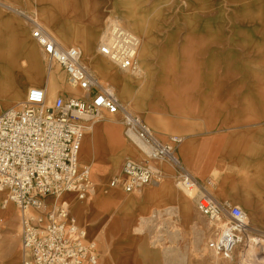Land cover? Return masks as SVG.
Masks as SVG:
<instances>
[{
	"label": "crops",
	"instance_id": "0c3cea01",
	"mask_svg": "<svg viewBox=\"0 0 264 264\" xmlns=\"http://www.w3.org/2000/svg\"><path fill=\"white\" fill-rule=\"evenodd\" d=\"M26 1L13 0L17 8L28 7ZM145 1L150 0H77L83 8H89L94 18H89L85 12V21L74 20L69 26L66 22L58 24L69 32L83 27L99 34L106 20L116 14L136 17L133 2L137 10L144 12ZM152 1L155 12L148 15L161 16L156 10L158 3L164 0ZM35 7L45 13L48 3L42 1ZM168 11L169 16L181 15ZM198 15L203 12L185 9L184 16L188 18ZM160 26L162 29L164 25ZM163 28L166 29V25ZM184 28L192 32L223 31V25H193L190 20ZM224 46L223 40L211 42L206 54L202 52L205 58L189 73L191 83L183 119L165 115L180 111L171 108L170 100L154 97L150 103L151 110L159 113L153 126L162 136L179 133L183 137L176 150L180 166L163 160L159 163L162 180L130 193L121 187L109 188L106 197L117 203L119 217L111 222V218H104L103 214L92 220L94 239L100 244V247L97 245L99 264H188L189 256L206 252L205 243L214 227L200 213L196 199H188L184 187L178 183L181 172L191 174L218 200L253 211L255 221L264 224V124H249L251 120L244 115L250 105L264 106V83L235 84L232 81L258 80L260 76L259 80L264 82V74L234 76L226 73L224 67H219L224 63ZM226 80L229 83L226 84ZM253 87H258V95L250 94ZM120 169L121 164L112 175ZM108 224L111 225L109 238L105 233ZM21 244L19 207L15 203L7 207L1 205L0 264H21Z\"/></svg>",
	"mask_w": 264,
	"mask_h": 264
},
{
	"label": "built area",
	"instance_id": "2783aa9c",
	"mask_svg": "<svg viewBox=\"0 0 264 264\" xmlns=\"http://www.w3.org/2000/svg\"><path fill=\"white\" fill-rule=\"evenodd\" d=\"M32 38L47 63V80L60 67L69 91L58 89L48 100L50 85L31 87L24 102L0 114V190H7L5 203H15L22 228L21 264H99L95 241L71 214L68 204L48 202L50 196L72 192L87 200L93 189L90 166L79 160L85 133L104 117L122 116L125 132L146 144L143 159L127 158L120 178L127 193L161 178L159 163L169 160L180 166L176 150L181 136L162 139L119 99L81 56L76 45L64 44L43 22L34 18ZM141 38L119 22L109 24L98 45L99 53L122 70L136 67ZM183 180L187 187L200 189L198 206L212 222H220L209 247L229 255L246 228V213L236 204L218 200L191 174Z\"/></svg>",
	"mask_w": 264,
	"mask_h": 264
},
{
	"label": "bare ground",
	"instance_id": "6f19581e",
	"mask_svg": "<svg viewBox=\"0 0 264 264\" xmlns=\"http://www.w3.org/2000/svg\"><path fill=\"white\" fill-rule=\"evenodd\" d=\"M21 2L22 0H15ZM28 7H20V14L29 19H38L50 27L54 34L66 44H74L79 47L83 60L90 65L94 72L105 82L113 86L132 112L146 117V112L151 109L144 102L145 96L150 94L152 82L151 70L148 59L153 54L150 41V15L137 10L133 2L132 7L136 13L135 30L142 38V45L138 52L137 65L130 70H122L106 57L97 53L95 44L98 37L88 33L83 27H78L69 32L59 27L60 22H66V26L74 20L85 21L84 14L88 12L89 18H94L89 8L82 7L77 0H27ZM48 3L45 13L35 7L37 3ZM237 9L238 16L251 15L252 10H259L263 2L259 0H240ZM10 7V6H9ZM252 16V15H251ZM260 19L252 17V22ZM101 40V38H100ZM47 63L43 59L42 50L38 43L30 36L24 22L11 17L8 12L0 11V114L7 108L24 102L31 87H44L45 83L52 90L59 84L55 80L46 82ZM56 68L54 75L57 77ZM62 82V81H61ZM61 84V83H60ZM168 82L163 89H168ZM50 90V89H49ZM138 98H143L139 102ZM119 115L104 117L94 123L85 133L79 150V160L90 166V177L93 180V189L87 200L81 201L72 192H64L48 197V202L60 201L69 205L71 214L77 222L83 226L87 233V240L94 239V226L92 220L104 214V218L110 217L111 222L119 217L117 203L106 197L109 188L113 186L112 173L117 170L125 158L141 159L146 144L135 134L125 132L123 121ZM126 156V157H125ZM125 157V158H124ZM188 199L192 196L191 189L185 190ZM0 202L6 200L7 190H1ZM8 203H2L7 207ZM1 207V204H0ZM116 209V210H115ZM246 213V226L255 222L253 211L243 208ZM111 225L105 227V233L109 238ZM22 229V228H21ZM247 229V228H246ZM243 238L240 236V241ZM239 241V242H240ZM257 240L254 239V242Z\"/></svg>",
	"mask_w": 264,
	"mask_h": 264
},
{
	"label": "rangeland",
	"instance_id": "374dc122",
	"mask_svg": "<svg viewBox=\"0 0 264 264\" xmlns=\"http://www.w3.org/2000/svg\"><path fill=\"white\" fill-rule=\"evenodd\" d=\"M259 1L263 2L261 8L259 10H252V12H250L252 16L248 15L242 18L238 16L237 13V9L240 7V0H188V2L184 0L160 1V3H158L160 6L157 8L156 13H161L162 15H150L151 26L149 32L153 37V40L150 41L153 54L149 57L147 64L151 70L149 80L152 82V88L150 90V94L144 98L145 104L150 106V103L155 98L157 100H170V102H172L171 108H175L180 111H172L171 113L165 115H170L175 120L183 119L186 114V106H188V84L191 83L190 81L188 82V75L192 71V68H194L200 62V59L205 58V54L208 51L207 48L213 41L223 40L225 42L223 49L224 57L222 58L224 63L223 65H219V67H224V71L226 73L233 74L234 76L239 73L264 74V0ZM26 2L28 3V1ZM153 3L154 2L152 0L148 2L145 1L143 6L145 9L144 12L147 14H153L155 12H153L152 9ZM37 4L39 5L41 3ZM17 6L18 5L15 4L13 0H0L1 10L8 12L11 17H15L16 19L24 22L27 26V31L30 33V36H32L31 33L33 29V22L31 19L20 14V8H17ZM186 8L188 9V12H203V15L188 18L184 16ZM168 10L178 12L181 15L169 16ZM252 17L258 18L260 20L257 22H252ZM136 20L137 19L135 16H127L124 14H116L108 18L101 30V33L96 34L94 31L92 32L96 37H98V43L95 44L97 53H99L98 45L100 38L107 30L109 24L119 22L134 31V33L139 36V34L134 29ZM188 20H190L191 24L193 25H223V31H185L184 25L188 23ZM160 25H164L162 26V29H160ZM165 25L166 29L163 28ZM48 28L52 31L50 27ZM203 51L205 52L204 55H202ZM57 69L58 76L53 80H55L59 86L54 90L49 88V101H53L55 99L58 89L63 92H67L70 89L69 86L66 85V75L64 71L60 67H57ZM257 78L258 80L252 81H232L235 84L264 83L263 81L261 82L259 80L261 78L260 76ZM166 82H168L169 88L163 89L162 87H164ZM227 83H229V81L226 80V84ZM257 88L258 87H253L250 91V94L253 96L258 95L259 92ZM237 89L240 92L242 91L240 87ZM114 90L119 99L122 100L117 90L115 88ZM138 101H142L143 103V98L141 101L140 98H138ZM247 110L248 112H245L244 115H246V117L251 120L249 121V124H264L263 105H250L247 107ZM133 113L140 116L142 120H144L145 123L158 135V137L162 139L170 138L172 136L182 137V135L179 133L168 134V137L162 136L160 131L153 126L154 122H157L159 113H154L151 109L146 112V117H143L136 112ZM105 115L106 117L110 116L108 114ZM118 118L122 120L121 115H119ZM144 157L145 155L143 154L141 159ZM126 159L127 158L123 159L121 162V169L117 172V174L115 176L112 175L114 180L120 178L123 164ZM184 175H186V172H181V178L179 179L178 183L180 186L184 187L185 190H188V188L191 189L192 196H195V199L198 203L201 191L195 185L187 187L183 182L185 178ZM162 176L161 178L156 179V182H160L162 180ZM115 187H121L123 189L122 185ZM2 203H4V201L0 202L1 205ZM9 205L10 203H8V206ZM210 222L214 227V231L211 233V235H209L205 243L206 252L195 257L189 256L188 264H264V224L262 222L258 224V222L255 221L253 225L249 227L246 226L247 229L245 228V230H243V232L240 234L241 238H243V241L241 240L239 243H237L233 251L228 256L218 254L209 247V242L214 240L216 236V230L220 225V222ZM254 239L257 241L254 242ZM91 241H95L100 247V244L96 239Z\"/></svg>",
	"mask_w": 264,
	"mask_h": 264
}]
</instances>
